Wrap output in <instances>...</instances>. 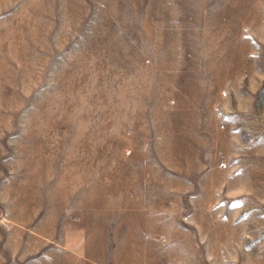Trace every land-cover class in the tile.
<instances>
[{"label": "rangeland", "instance_id": "374dc122", "mask_svg": "<svg viewBox=\"0 0 264 264\" xmlns=\"http://www.w3.org/2000/svg\"><path fill=\"white\" fill-rule=\"evenodd\" d=\"M0 264H264V0H0Z\"/></svg>", "mask_w": 264, "mask_h": 264}, {"label": "built area", "instance_id": "2783aa9c", "mask_svg": "<svg viewBox=\"0 0 264 264\" xmlns=\"http://www.w3.org/2000/svg\"><path fill=\"white\" fill-rule=\"evenodd\" d=\"M222 166H224V163H222Z\"/></svg>", "mask_w": 264, "mask_h": 264}]
</instances>
